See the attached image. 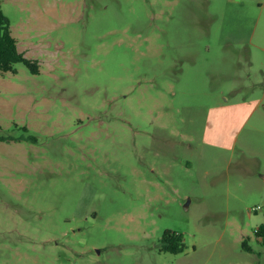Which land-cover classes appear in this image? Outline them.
Returning a JSON list of instances; mask_svg holds the SVG:
<instances>
[{
	"label": "rangeland",
	"instance_id": "obj_1",
	"mask_svg": "<svg viewBox=\"0 0 264 264\" xmlns=\"http://www.w3.org/2000/svg\"><path fill=\"white\" fill-rule=\"evenodd\" d=\"M1 5L0 264H264V0Z\"/></svg>",
	"mask_w": 264,
	"mask_h": 264
},
{
	"label": "trees",
	"instance_id": "obj_2",
	"mask_svg": "<svg viewBox=\"0 0 264 264\" xmlns=\"http://www.w3.org/2000/svg\"><path fill=\"white\" fill-rule=\"evenodd\" d=\"M22 63L33 74L39 72V64L20 52L17 46V40L13 37L10 29L9 20L3 13L0 0V74L5 72H14L15 64ZM2 137L0 136V141ZM256 237L264 242V223L255 229ZM162 250L178 254L184 250V243L181 234L165 231L162 236Z\"/></svg>",
	"mask_w": 264,
	"mask_h": 264
},
{
	"label": "flooded vegetation",
	"instance_id": "obj_3",
	"mask_svg": "<svg viewBox=\"0 0 264 264\" xmlns=\"http://www.w3.org/2000/svg\"><path fill=\"white\" fill-rule=\"evenodd\" d=\"M163 247V246H162ZM162 247H161V249H162Z\"/></svg>",
	"mask_w": 264,
	"mask_h": 264
},
{
	"label": "built area",
	"instance_id": "obj_4",
	"mask_svg": "<svg viewBox=\"0 0 264 264\" xmlns=\"http://www.w3.org/2000/svg\"><path fill=\"white\" fill-rule=\"evenodd\" d=\"M257 210V209H256Z\"/></svg>",
	"mask_w": 264,
	"mask_h": 264
}]
</instances>
